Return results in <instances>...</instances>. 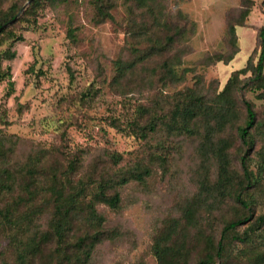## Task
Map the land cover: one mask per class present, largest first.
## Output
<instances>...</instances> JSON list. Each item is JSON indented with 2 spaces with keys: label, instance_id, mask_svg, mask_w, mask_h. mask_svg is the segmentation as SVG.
Returning <instances> with one entry per match:
<instances>
[{
  "label": "rangeland",
  "instance_id": "1",
  "mask_svg": "<svg viewBox=\"0 0 264 264\" xmlns=\"http://www.w3.org/2000/svg\"><path fill=\"white\" fill-rule=\"evenodd\" d=\"M98 1L0 0V20L17 9L0 29V264H19L18 252L37 246L31 264H158L153 245L169 229L165 245L185 251L181 264L209 253L215 264H264V225L254 223L264 214V100L239 89L226 128H210L217 93L249 56L257 60L264 0H103L109 16ZM242 8L239 51L215 61L231 51L227 25ZM245 100L260 124L249 150L237 133ZM188 107L200 113L189 130L171 128L174 111ZM243 153L254 184L241 189ZM219 154L249 210L235 189H220ZM51 187L85 205L102 187L120 196L117 208L95 204L101 223L66 234L67 263L57 237L46 240L57 218ZM250 212L215 255L223 226ZM17 215L26 216L22 236L12 235Z\"/></svg>",
  "mask_w": 264,
  "mask_h": 264
},
{
  "label": "trees",
  "instance_id": "2",
  "mask_svg": "<svg viewBox=\"0 0 264 264\" xmlns=\"http://www.w3.org/2000/svg\"><path fill=\"white\" fill-rule=\"evenodd\" d=\"M97 9L98 12L101 15L109 16V12L107 8H111L112 4L107 2L105 5L103 3V0L97 2ZM150 4H148V7ZM16 11L11 13L10 16H8L4 20H0V26L4 24L6 21H10L13 19L16 15ZM248 15V10L241 9L240 11V21L239 23H231L227 25V36H228V44L230 48V52L228 54H219L214 55L215 61H223L224 63H228L231 61L234 57V55L239 51L238 45L236 43L237 37H236V31H235V25L240 24L243 22L244 18ZM102 20V16L99 18L98 21ZM257 46H258V54H257V60L254 62L252 55L249 56L247 59L246 64L239 69H236L232 72V74L229 76L227 82L225 83L223 89L217 93V99H216V105L214 110V114L211 115L212 119L215 120V125L211 126L210 128L212 130L217 129L218 132H221L226 128L227 125V116L229 113L233 112L236 108L235 103V96L234 92L241 90H251L255 92V97L257 99H263L264 100V26L260 28L258 34H257ZM257 49H254V52ZM14 52L10 51L9 56L13 57ZM214 56H209L208 59H212ZM207 59V60H208ZM124 70L121 71L120 74H123ZM244 109L246 114V119L244 120L243 125L237 126V133L238 137L241 139L244 146H248V150L250 148H254L255 143L254 140L251 139V129L260 127L259 122L256 120V113L254 111L253 105L250 101L245 100L244 102ZM179 109H176L173 114V119L175 118V123L171 126V128H176L178 131L184 130L187 131L190 128V121L198 117L200 114L197 109L194 107H188L185 110H182V112L178 111ZM175 115V116H174ZM210 116V115H209ZM177 123V124H176ZM153 128V127H152ZM212 133H207V139L210 137ZM221 146H225L226 148V142L223 141ZM264 149V146L261 147V149ZM261 157L264 158V151L261 150ZM246 154L243 153L240 156V170L242 171L243 177L246 180V185L241 184L240 188L243 189V186H248L252 182L254 184V178L251 176V174L248 171L247 163H246ZM219 179L218 184L220 186V189H227L229 186V191L234 190L236 187V182L234 180V174L231 171L229 160L227 159L226 155L219 154ZM147 172V171H145ZM132 178L135 179H142V175L136 174L133 175ZM127 179H123L122 182H126ZM50 192L52 195V203L54 205V209L57 212V218L55 219L56 222L53 224L52 230L47 232V239H52L54 237H57L59 245H63L61 249L59 250L60 253H64L63 258L65 259L64 262H69V258L67 254L73 253L69 250L70 246L66 244V234L73 230V227L76 223L80 222H98L101 223L103 221V217L99 215L95 209L96 203H104L108 205L110 208H117L119 206L120 202V196L118 192H114L113 194L108 195L105 191V188L102 187L99 189L96 193H94L91 201L86 203L77 201V195H65L63 189H59L58 187H51ZM234 200L238 202L244 209H248L249 205L244 201L242 198V190L235 189L234 194ZM249 210V209H248ZM193 218V214H186V217ZM13 218L14 222L12 224V229L16 228V231L12 235H18L22 236L25 234L26 231H24V221L26 219V216H20ZM252 212L248 213L246 216L238 217L234 219L233 221L227 222L222 230H221V239L218 241L216 246V253L215 255L221 254V249L223 247V239L226 237L229 231L233 230L236 226L241 225L249 220L252 219ZM25 217V219H24ZM12 220V219H11ZM54 220V221H55ZM192 220V219H191ZM190 221V220H189ZM254 223L257 225V227L264 225V214L258 215ZM256 229L255 227H251V230L253 231ZM51 233V237H50ZM172 231L170 229L165 233L164 236H159V239H157L153 245V253L158 261V264H181L182 260L179 261L178 257L179 255L185 254V251H179L177 248H173L172 245L168 243V245H165L167 239H170ZM249 236V233L246 231L244 237ZM164 237H167V239H163ZM248 238V237H247ZM77 241V247H80L83 242L87 239L86 237L80 236ZM103 239L102 235L100 233L94 235L91 237V242L89 243L88 249L91 250L94 246L95 242H100ZM15 241V240H14ZM39 246H37L36 249H33L31 251L27 250L26 247L25 250H20L18 252L17 258L19 264H31L32 259L36 256V254L39 253ZM257 260L260 261L261 258L257 257ZM62 264V263H58ZM194 264H215L213 260V255L211 253L207 254L205 258L197 260Z\"/></svg>",
  "mask_w": 264,
  "mask_h": 264
},
{
  "label": "water",
  "instance_id": "3",
  "mask_svg": "<svg viewBox=\"0 0 264 264\" xmlns=\"http://www.w3.org/2000/svg\"><path fill=\"white\" fill-rule=\"evenodd\" d=\"M2 26H0V29H1Z\"/></svg>",
  "mask_w": 264,
  "mask_h": 264
}]
</instances>
